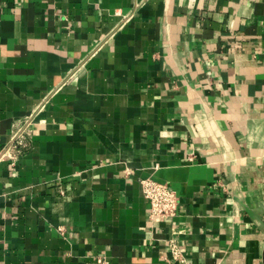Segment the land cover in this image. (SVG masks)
Returning <instances> with one entry per match:
<instances>
[{
    "label": "crops",
    "instance_id": "0c3cea01",
    "mask_svg": "<svg viewBox=\"0 0 264 264\" xmlns=\"http://www.w3.org/2000/svg\"><path fill=\"white\" fill-rule=\"evenodd\" d=\"M43 102L0 161V264H264V0H0V150Z\"/></svg>",
    "mask_w": 264,
    "mask_h": 264
},
{
    "label": "built area",
    "instance_id": "2783aa9c",
    "mask_svg": "<svg viewBox=\"0 0 264 264\" xmlns=\"http://www.w3.org/2000/svg\"><path fill=\"white\" fill-rule=\"evenodd\" d=\"M47 101V100H46ZM45 106L44 102L34 112L18 119L12 127L10 140L0 150V161L3 159L12 160L16 164L19 155L28 146L32 135V124L38 113ZM143 192L150 204V218L156 222H162L169 217L177 216L180 213V198L177 191L167 183L156 180L152 177L141 179ZM64 233V228H60ZM170 260L173 264H194L187 256V248L178 243L174 238L170 239ZM96 264H111L109 259L98 256Z\"/></svg>",
    "mask_w": 264,
    "mask_h": 264
}]
</instances>
